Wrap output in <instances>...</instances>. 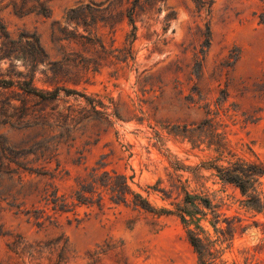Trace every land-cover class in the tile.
<instances>
[{"label":"rangeland","instance_id":"rangeland-1","mask_svg":"<svg viewBox=\"0 0 264 264\" xmlns=\"http://www.w3.org/2000/svg\"><path fill=\"white\" fill-rule=\"evenodd\" d=\"M41 2L47 16L36 0H0V19L14 38L37 34L49 62L74 51L88 70L38 65L34 87L61 89L51 101L0 85V264H202L192 233L211 264H264V0H167L135 33L128 20L104 27L101 6L98 25L67 23L101 0ZM76 35L93 44L62 41ZM21 72L33 73L0 61V79ZM105 171L154 211L133 197L66 212L47 201Z\"/></svg>","mask_w":264,"mask_h":264},{"label":"trees","instance_id":"trees-1","mask_svg":"<svg viewBox=\"0 0 264 264\" xmlns=\"http://www.w3.org/2000/svg\"><path fill=\"white\" fill-rule=\"evenodd\" d=\"M199 4V6H205L207 4L206 0H194ZM37 4L34 6L35 10L44 16H47L49 13V8L45 4V2H41V0H36ZM167 0H101V4H92L87 5L86 7H79L71 10L67 14V23H72L74 21L77 22V26L80 27L83 25L84 27H90V24L98 25V16L97 14L100 12L99 9L101 6V24L104 27L111 26L114 28L115 26L123 23L125 20H128L133 25V31L135 33L136 26L135 20L136 18L147 11L156 10L158 13L162 11L164 7H166ZM95 7V8H93ZM88 17L92 19L89 24ZM169 20V18H168ZM60 33H63L60 31ZM211 31L208 28V32L205 35V40L203 46L208 48L211 45ZM76 38L80 40H87L86 43L93 44V40L84 35H76L69 36L67 38H63L62 41L68 42L72 45V41L76 40ZM102 44V48H103ZM205 51V49H203ZM128 56H132V49L128 51ZM128 56L126 58H128ZM14 61L19 60L27 63L28 67L32 68V74L24 75L22 72L18 73L17 77L19 81L3 80L0 79V85L6 87H15L17 86L19 90L22 92V96L30 97L32 95L39 96L41 99L46 101L55 100L60 95L61 89H56L52 92H39L34 87V72L38 65L47 64L55 66L53 72L61 71L65 66H73L74 68L83 67L84 70H88L86 68L87 63L86 59L83 58L82 55L72 51L70 53L65 54L63 61L60 63H51L49 62V55L43 47L41 40L37 34H20L18 38H14L7 27L0 19V61ZM98 65V64H97ZM72 90H66V93L77 94L78 92H71ZM10 102L8 103V105ZM106 156L103 158V160ZM107 164L105 162L102 163V168L106 167ZM254 171V170H253ZM253 172L252 175H256ZM223 179L236 183L240 186L243 193L249 194L253 200L257 199L255 195V190H247L244 183V180L241 176L237 174H223ZM252 182V179L249 178L245 180V183ZM106 195H110V200L112 204L120 205V204H128L130 202V197H133L132 204L136 208H142L148 211H154L153 207L150 203L144 199L141 195L135 194L129 184L128 179L125 175L118 174L117 172L110 173L105 171L101 176L100 182L99 180H95L91 183L84 182L80 185V188L75 192V194L71 197L66 195H59L58 192H53L51 195H47V201L49 204H52L54 210H59L62 212L71 211L73 206L81 205H94L96 204L101 210L106 206ZM50 197V198H49ZM49 198V199H48ZM190 242L198 251L201 256L202 264H211L208 260L209 251L207 245L203 242V240L196 234L192 233L190 237Z\"/></svg>","mask_w":264,"mask_h":264}]
</instances>
